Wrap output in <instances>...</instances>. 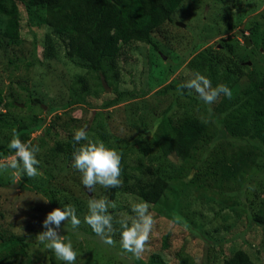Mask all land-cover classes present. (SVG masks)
Masks as SVG:
<instances>
[{
  "label": "rangeland",
  "instance_id": "1",
  "mask_svg": "<svg viewBox=\"0 0 264 264\" xmlns=\"http://www.w3.org/2000/svg\"><path fill=\"white\" fill-rule=\"evenodd\" d=\"M25 9L18 3L17 23L8 30L0 16V35L7 43L0 49V140L15 125L29 126L27 141L40 147L42 175L31 179L23 174L14 178L11 170L0 173V230L27 239L33 264L51 260L65 264L36 236L45 230L42 222L47 213L72 205L81 225L73 230L70 221L62 223L59 234L77 251L75 264H181L178 253L187 258L186 264H221L237 249L244 250L254 264H264V227L251 219L253 213L264 214V149L256 158L250 157V165L237 182L228 185L230 193L222 199L176 178L180 161L162 155L149 141L155 111L170 100L168 96L156 102L154 91L169 83L182 84L197 72L209 77L207 66L198 71L195 66L203 58L216 68L240 66L242 74L229 75L231 98L248 85V72L264 79V0H183L172 20L152 34L159 48L142 42L126 46L127 57L115 61L111 75L105 60L108 79L103 70H88L68 57L60 37L44 24L40 13ZM245 37L249 44L244 43ZM185 91L199 101L194 110L215 116V103L206 105L194 91ZM6 102L17 106L6 108ZM171 108L177 114L182 111L174 102ZM93 121L101 124L103 141L91 139L87 126ZM80 128L94 142L119 151L122 164L142 161L167 183L157 204L147 202L156 225L140 259L122 250L116 221L125 216L131 220L133 205L143 200L121 187L112 191L97 186L89 192L81 174L71 167L72 160L53 152L56 144ZM208 135L219 149L232 147L228 142L232 137L216 119L210 120ZM92 198H107L117 205L109 209L115 246L103 244L83 222Z\"/></svg>",
  "mask_w": 264,
  "mask_h": 264
},
{
  "label": "trees",
  "instance_id": "2",
  "mask_svg": "<svg viewBox=\"0 0 264 264\" xmlns=\"http://www.w3.org/2000/svg\"><path fill=\"white\" fill-rule=\"evenodd\" d=\"M182 1L0 0V16L3 15L5 19V30L14 27L17 23L15 14L18 11V3H22L25 10L40 13L44 24L60 37L68 57L84 63L88 70H103L104 74L103 64L108 60L111 75L115 61L127 57L125 47L131 43L142 42L151 45L155 50L159 48L152 34L164 23L172 20V15ZM194 38L198 44L201 42L197 32ZM5 46L7 48V43L0 35V49ZM203 59V62L195 66H199L197 71L207 66L206 74L211 72L209 77L214 87L225 84L230 88L233 81L229 75L232 76L235 72L238 76L242 74L239 65L235 69L216 68L210 66L206 57ZM110 75L106 71L107 79L111 78ZM247 75L248 85L237 96L230 99L221 96L220 101L214 104L215 116L194 110L199 101L185 90V99L182 95H177L175 90L181 84L169 83L154 91L156 102H161L168 96L170 100L157 114L155 109L151 108L152 112L155 111V121L149 141L162 155H173L180 161L176 178L185 179L195 188L222 199L230 193L228 185L237 182V177L250 165V157L256 158L264 149V79L253 71ZM7 96H10V93ZM172 102L182 108L179 114L171 108ZM10 106L16 107L17 104L6 102L4 107ZM215 119L232 137L233 141H228L232 145L231 148L219 149L212 135H208L210 120ZM96 122L88 124L87 131L91 132V139L103 141L104 131L99 126L101 124ZM14 130L22 141L28 142L29 126L15 125ZM12 136L13 132L0 140V157L14 154V151L8 148ZM73 136L68 135L64 142L56 144L53 148V152L64 157L67 162L73 159ZM250 150L251 156L248 154ZM121 179L123 190L153 204L158 203L167 188L165 179L142 161L130 164L123 162ZM251 219L264 227V214L253 213ZM27 246L26 238L0 230V264H33L28 256ZM178 257L181 264H186L187 258L181 257L180 253ZM50 264L61 263L51 260ZM221 264L254 263L244 250L237 249L224 258Z\"/></svg>",
  "mask_w": 264,
  "mask_h": 264
},
{
  "label": "clouds",
  "instance_id": "3",
  "mask_svg": "<svg viewBox=\"0 0 264 264\" xmlns=\"http://www.w3.org/2000/svg\"><path fill=\"white\" fill-rule=\"evenodd\" d=\"M185 89L189 93L194 91L206 105L216 103L221 96L229 99L232 96V91L227 85L218 84L214 87L212 81L199 72L182 83L176 90L177 94L183 95ZM73 140L75 145L80 146L74 145L71 167L81 174V183L85 189L95 192L97 186L112 189L123 185L122 156L119 151L106 146L103 142H94L84 128L75 131ZM81 141L86 143L81 144ZM8 148L14 151V155L0 159V173L11 170L14 178L23 174L31 179L42 175L39 168L40 160L37 158L40 152L38 144L22 141L14 130ZM116 207V203L107 198L89 199L88 214L83 219V222L107 246L116 244L113 239L114 217L109 211ZM132 212L134 216L131 220L125 216L116 221L121 229L119 243L124 252L131 253L136 259H140L150 241L156 220L149 211V204L146 201L135 203ZM179 219V217L176 218V220ZM69 221L73 230H77L81 225V219L78 218L74 206L66 205L63 209L59 207L53 209L47 213L42 222L45 230L37 234L36 239L46 249L51 250L58 260L65 264H75L77 251L74 250L70 240L65 242L59 234L62 223L65 225Z\"/></svg>",
  "mask_w": 264,
  "mask_h": 264
},
{
  "label": "water",
  "instance_id": "4",
  "mask_svg": "<svg viewBox=\"0 0 264 264\" xmlns=\"http://www.w3.org/2000/svg\"><path fill=\"white\" fill-rule=\"evenodd\" d=\"M244 43H245V44H249V41H248V39H247L246 37L244 38ZM104 85H105V84H104Z\"/></svg>",
  "mask_w": 264,
  "mask_h": 264
}]
</instances>
